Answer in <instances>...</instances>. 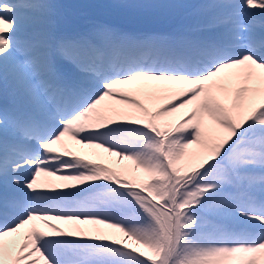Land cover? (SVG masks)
Returning a JSON list of instances; mask_svg holds the SVG:
<instances>
[{
  "label": "snow or ice",
  "instance_id": "6c2138e0",
  "mask_svg": "<svg viewBox=\"0 0 264 264\" xmlns=\"http://www.w3.org/2000/svg\"><path fill=\"white\" fill-rule=\"evenodd\" d=\"M111 6L0 0V264H264V0Z\"/></svg>",
  "mask_w": 264,
  "mask_h": 264
},
{
  "label": "trees",
  "instance_id": "16d2710c",
  "mask_svg": "<svg viewBox=\"0 0 264 264\" xmlns=\"http://www.w3.org/2000/svg\"><path fill=\"white\" fill-rule=\"evenodd\" d=\"M58 2L64 5V9H70L67 12L73 17L79 18L81 22H86L88 20L119 22L125 20L129 16L128 12L111 6L114 3V0H74L71 3L69 1L65 3L63 0H58ZM104 10L114 13L115 17L111 15L110 18L107 19L104 15ZM166 25L167 24L163 23H148L141 25V27L146 30H152L160 26L168 27Z\"/></svg>",
  "mask_w": 264,
  "mask_h": 264
},
{
  "label": "rangeland",
  "instance_id": "374dc122",
  "mask_svg": "<svg viewBox=\"0 0 264 264\" xmlns=\"http://www.w3.org/2000/svg\"><path fill=\"white\" fill-rule=\"evenodd\" d=\"M63 1H64L65 3H66L67 1H69V2L71 3V2H73L74 0H63ZM69 10H70V9H68V8H65V9H64V11H66V12L69 11ZM108 14H109V13H108ZM108 14H107V15H108ZM112 15H113V17H115V14H114V13H112Z\"/></svg>",
  "mask_w": 264,
  "mask_h": 264
}]
</instances>
